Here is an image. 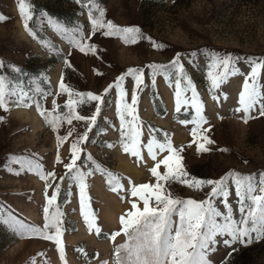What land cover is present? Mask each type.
<instances>
[{"label":"rangeland","instance_id":"374dc122","mask_svg":"<svg viewBox=\"0 0 264 264\" xmlns=\"http://www.w3.org/2000/svg\"><path fill=\"white\" fill-rule=\"evenodd\" d=\"M27 2L31 5L32 35L23 26L17 0H0V15L6 18L0 21V61L5 64L0 74L31 90L30 95L50 112L53 100L61 114L68 111L64 107L68 96L59 93L61 78L74 92H91L103 97L101 111L88 131V140L79 145L82 151L77 161L81 171L91 172L85 181L88 211L95 216L101 231L99 234L94 229L89 231L80 210L79 187L66 176L64 167L71 160V144L87 130L86 122L73 119L69 124L64 120L57 131H53L34 105L9 104L7 111L0 109V217L7 218L11 214L27 224H43L45 181L28 171L26 165L13 163L11 158L32 159L39 162L45 172L55 173V179L48 181L52 185L47 189L49 197L59 185L56 204L63 213L66 264H113L114 246L124 243L125 237L121 235L115 242L108 237L119 231V218L130 210L129 201L135 199L128 190L132 184L156 182L149 171L155 161L148 156L146 148L141 147L142 158L123 150L117 112L118 90L112 88L105 95V89L131 68L143 69L144 82L139 88L132 76H126L123 81L125 102L131 104L133 91L138 98L134 107L142 131V145L152 137L163 142L167 136L173 147L183 146L180 155L190 177L215 180L229 170L257 175L264 172V116L259 114V105L250 111L247 123L242 119L244 113L236 111L244 78L250 72L248 58L264 60V0H95L104 9L105 20L118 27H139L144 37L164 45L161 49L154 48L148 39L126 45L119 36L105 37L103 29L93 35L85 7L88 0L83 3L80 0ZM49 19L55 24H50ZM55 25L67 31H57ZM81 31L83 42L95 45L94 54L80 52L70 43L80 39ZM193 52L195 56L191 55ZM212 52L242 57L236 62L242 75L229 76L214 91L210 90L207 77ZM177 55L203 104L207 123L202 125L201 131L210 129L206 135L214 141L207 145L208 152L197 153L191 132L194 125L181 123L191 121L195 110L188 105L176 111L175 79L179 73L169 68L167 73L157 74L153 83L148 65H170ZM260 83L264 85V69ZM181 86L186 87L183 80ZM213 95L219 99L214 100ZM185 96L190 100L191 91ZM97 103L78 105L75 112L90 117L95 114ZM125 120L131 117L125 114ZM57 136L68 139L58 144ZM57 154L63 163L57 162ZM167 154L158 151L157 160ZM160 171H164L163 166ZM109 172L119 178L123 190H111L107 182ZM62 176L64 180L60 179ZM166 187L181 199L203 200L211 190L210 186L196 190L179 183ZM228 199L238 217L234 189ZM216 203L226 212L219 198ZM216 248L209 256L213 264L225 261L226 264H264V239H253L247 246L237 243L226 247L220 242ZM33 261L34 264H64L54 242L39 237L22 238L0 222V264H33Z\"/></svg>","mask_w":264,"mask_h":264},{"label":"snow or ice","instance_id":"6c2138e0","mask_svg":"<svg viewBox=\"0 0 264 264\" xmlns=\"http://www.w3.org/2000/svg\"><path fill=\"white\" fill-rule=\"evenodd\" d=\"M84 2V0H80ZM19 15L23 21V26L30 35L33 34L29 27V21L32 19V13L29 11L31 5L27 0H17ZM88 8V18L91 25V33L94 35L97 31L104 30L105 37L119 36L123 42L128 44H136L140 39H148L150 44L157 49L164 47L157 44L150 37H144L139 27H118L110 20H105L104 9L100 8L95 0H88L85 4ZM98 12V15L94 13ZM6 19L0 15V21ZM50 24H55L49 19ZM57 31H67L59 25H55ZM84 37L80 32V39L70 41L80 52L95 53V45L83 42ZM191 55L195 56L193 52ZM211 62L208 64L207 77L210 82V90L220 88L229 76L242 75L239 68L236 67L237 60L242 59L232 54L220 55L218 53H210ZM250 61V72L245 76L242 91L239 92V107L237 112L244 113L242 117L244 123L250 119V111L255 110L259 105V114L264 116V85L260 83L261 70L264 69V60ZM66 66L70 64L65 60ZM5 64L0 61V68H4ZM148 67L152 70L153 83L157 74L167 73L169 68L175 69L179 73L175 79V104L176 111L179 112L182 106L190 105L195 114L191 121H181V123H192V136L197 144V153L208 152L210 149L207 145L214 143L206 133L210 129H203V124L207 123L203 115V104L199 101L196 89L192 80L185 72L184 66L180 63V57L177 55L170 65L151 64ZM12 70L20 72L18 68ZM99 74V73H98ZM126 76H132L135 80L136 87L139 88L143 84V69L131 68L119 76L114 84H110L105 89V95L112 89L118 90L120 103L117 104V112L120 114V128L122 137V147L126 153L142 158L141 147L147 149L148 156L155 161L153 167L149 169L151 175L155 178V183H142L139 185L132 184L129 194L135 198L130 202L131 208L119 218L121 225L119 231L111 233L108 237L115 242L116 238L123 235L124 243L115 244L113 250V264H213L209 256L217 251L216 245L220 242L226 247L233 244H241L247 246L253 242V239H264V172L243 174L235 170H229L219 179H203L190 177L189 173L184 170L183 157L180 153L184 150L183 146L179 149L173 147V144L167 136L161 142L155 137L148 140L142 145V131L136 115L137 95L135 91L131 96V104L125 102L126 91L123 87V81ZM186 83V87L181 86V81ZM251 81V82H250ZM59 93H66L68 100L64 105L68 109L67 112L60 113L57 111L59 106L56 100L52 101L53 110L50 112L44 108L40 100L30 95L31 90H25L19 82H13L6 75L0 74V109L8 110L9 104H15L17 107H36L39 115L44 119L45 123L51 127L53 131H57L58 125L66 120L69 124L72 120L85 121L87 130L83 135L71 144V160L65 164L67 169L66 176L79 187L80 210L84 217V221L89 231L93 229L97 234L101 229L96 225L95 216L88 211V197L86 195V176L91 172H83L77 161L80 160L82 149L79 145L88 140V131H91L92 125L97 119V115L101 111L103 97L91 92H74L70 89L61 78L58 85ZM40 92V89H36ZM191 91V99L185 96V93ZM44 98L41 93V99ZM226 98V97H225ZM214 100L219 97L213 95ZM98 102L95 107V114L90 117L77 115L75 109L78 105L82 106L86 103ZM125 114L131 117V120H125ZM2 119V117H0ZM71 133H69L70 135ZM68 139L67 136H57L58 144H62ZM202 141V142H200ZM191 146V145H189ZM167 152L162 159L157 160V152ZM226 151V149H222ZM13 163L26 165L27 170L34 172L41 180L45 181V198L46 206L43 208L44 222L42 225H31L15 216L9 214L7 218L0 217V222L7 224L22 238L39 237L44 240L54 242L60 259L65 261V249L62 240L63 225L62 216L56 204L57 195L59 193V185L56 186L53 194L49 197L47 189L52 185L49 179H55L54 172H45L43 166L39 162H34L28 158H11ZM91 160V157H88ZM58 163H63L57 154ZM161 166L164 171L161 172ZM99 169V166H97ZM15 174H19L18 172ZM108 184L112 191L123 190L124 186L120 184V180L112 173H107ZM64 180L65 177H60ZM131 184V181H129ZM173 183H179L192 189L201 190L210 186V192L207 198L196 200L192 198L181 199L175 197L168 190L167 186ZM234 196L238 205V217L235 216L234 208L229 203V196ZM223 205L226 212H222L217 207V199ZM142 202V207L140 206ZM54 209V210H53ZM253 234L255 236L253 237ZM218 237L223 238L218 240ZM235 251V249H233ZM231 256V253L228 254ZM34 264V261H33ZM107 264V262H105ZM226 264V261L224 262Z\"/></svg>","mask_w":264,"mask_h":264},{"label":"trees","instance_id":"16d2710c","mask_svg":"<svg viewBox=\"0 0 264 264\" xmlns=\"http://www.w3.org/2000/svg\"><path fill=\"white\" fill-rule=\"evenodd\" d=\"M155 100V99H154ZM155 106H156V104H155Z\"/></svg>","mask_w":264,"mask_h":264}]
</instances>
